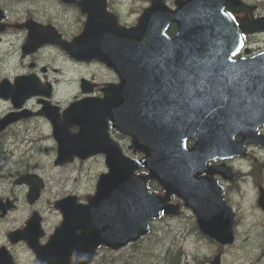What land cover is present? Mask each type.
Wrapping results in <instances>:
<instances>
[{"label": "water", "instance_id": "1", "mask_svg": "<svg viewBox=\"0 0 264 264\" xmlns=\"http://www.w3.org/2000/svg\"><path fill=\"white\" fill-rule=\"evenodd\" d=\"M63 1L76 4L86 14V21L83 33L72 43L55 42L71 48L79 60L103 63L115 71L119 81L103 88L102 97L85 96L72 102L62 111L61 121L57 108L44 101L57 143L54 164L106 151L108 171L99 175L86 203L77 201L75 195L55 201L62 221L44 245L37 241L42 234L37 212L10 238L26 240L37 259L46 264H88L100 245L117 250L141 238L161 212L178 214L179 205L170 202L171 195H176L196 214L202 233L221 245L232 243L234 214L222 190L189 175L203 170L210 158L241 155L245 143L263 140L255 131L264 123V72L257 67V57L264 65V53L245 61L231 59L230 50L238 48L240 33L231 22L217 20L226 17L224 8L242 10L241 1L175 0L177 8L170 9L164 0H151L136 25L129 28L117 23V17L106 9V0ZM103 20L107 23L101 27ZM171 23L177 25L174 37L166 34ZM240 28L263 31L264 20H252ZM214 34H224L222 41L212 37ZM210 50H220L231 60L209 63ZM20 82L15 80L14 88L0 85V96L16 107L36 93L51 95V89L20 87ZM87 85L82 79V90L89 92L92 85ZM49 107L55 110L52 114L47 113ZM19 117L21 114L2 117L0 130ZM107 120L115 130L128 134L130 147L144 156H125L108 137ZM72 125L78 126L77 132L70 131ZM236 134L242 136L240 141L234 140ZM188 139L194 140L190 147ZM220 166L231 172L230 167ZM141 168L147 174L135 172ZM36 177L24 174L14 181L28 184L30 204L43 186ZM148 180L158 182L163 194L149 190ZM263 202L264 198V208ZM210 264H220L219 253Z\"/></svg>", "mask_w": 264, "mask_h": 264}, {"label": "flooded vegetation", "instance_id": "2", "mask_svg": "<svg viewBox=\"0 0 264 264\" xmlns=\"http://www.w3.org/2000/svg\"><path fill=\"white\" fill-rule=\"evenodd\" d=\"M242 1L250 7V10L248 12H229L230 18L236 24L239 25L245 20H264V0ZM71 8L78 9L75 4H68L63 0H0V9L4 13V19L0 20V25H3L0 29V83L2 85L11 87L15 83V80L20 79L23 87L32 85L42 91H46L48 87H53L55 91L59 87L71 85H76L77 89H80L81 79L85 78L94 84L91 95L100 97L102 96V89L108 83L116 81L115 73L106 69L97 60H79L72 55L71 48L61 46L55 42L72 43L74 39L83 33L86 16L78 9L79 15L76 18L68 19ZM107 9L113 12L109 7L108 0ZM117 21L124 27H130L135 24V22L127 23L119 20V18ZM106 23L107 20H103L99 25L104 27ZM175 29L176 26L172 24L168 29V35L172 36ZM29 35H32L33 39H28ZM1 46L7 49L3 54L1 53ZM245 49H248V51L246 52ZM259 50H264V33H243V47L237 52L236 57L249 56ZM6 57L8 58L6 59ZM82 69L84 72L75 73V70ZM79 97H81V93L77 91L68 102L63 103L52 97L50 100L52 103L60 106V110H62L66 104ZM0 100L2 99L0 98ZM42 101L40 97L29 98L24 101L22 108H25L29 112L39 113L43 108ZM8 103L9 105L6 109H0V119L14 111L11 103L9 101ZM32 118L44 120L50 127V122L41 115L13 122L0 130V151L8 139L16 137L13 127ZM76 130L77 127L74 125L70 127L71 132H75ZM258 133L264 135V126L259 128ZM109 135L117 141L122 150L125 146L128 148L130 139L127 136L116 133L114 130L109 132ZM49 137H51L50 134L48 135ZM239 139L240 136L236 135V140ZM21 142L26 143V150L29 145L32 144L33 146V143L28 144L27 138H23ZM11 154L13 155V153ZM234 162L236 165H234ZM221 163V160L207 161L205 164L206 168L203 171L193 170L191 176L192 179L203 178L215 181L222 186L225 200L234 209L236 214L235 225L238 226L242 220V208L233 202V196L241 197L245 190L249 189L253 191L255 200L257 201L264 188V147L250 144L247 146L244 157H234L225 160L224 163L232 167L231 173L234 176L232 179L228 178V170H223L219 166ZM22 173L10 172L8 176H2L1 183L7 180L10 186L6 188L4 186L0 187V201H9L6 204L0 202V225L5 219L9 218V215L13 211L16 212L19 209L20 199L15 191L16 185L12 182L14 178ZM175 202L181 205V214L178 217L193 216L190 210L184 209L181 200L175 198ZM3 208L7 209L5 215L1 216ZM37 210L40 213L44 229L42 234L37 238V241L43 244L47 239V237H44L46 216L43 210ZM185 227L191 230L196 226H193L192 221L190 225L187 222ZM16 228L8 227L4 233L0 230V264L9 261V258L11 264H30V261L26 257L20 259L16 254V252L18 253V247L15 248V246L20 242H15L10 238L11 231L20 229ZM52 229L53 227L50 229L51 232ZM34 235L35 231L31 232L30 238H33ZM4 254L8 257L4 258ZM33 262L41 264L37 261L36 257Z\"/></svg>", "mask_w": 264, "mask_h": 264}, {"label": "rangeland", "instance_id": "3", "mask_svg": "<svg viewBox=\"0 0 264 264\" xmlns=\"http://www.w3.org/2000/svg\"><path fill=\"white\" fill-rule=\"evenodd\" d=\"M108 3L119 20L133 23L142 9L149 5V0H108ZM166 3L173 6V0H166ZM79 13L78 9L71 8L68 19L76 18ZM1 47L3 54L7 49ZM80 71L84 72L82 69L75 70V73L78 74ZM76 93V85L59 87L54 99L65 103ZM8 105V101L0 100V109H6ZM32 128L38 130L34 135L31 132ZM13 130L16 137L8 139L0 151V187L10 186L7 180L1 183L2 176H8L10 172L25 171L37 173L43 178L45 186L37 203L28 204L25 199L27 187L16 185L15 191L20 199L19 209L13 211L11 216L2 222L0 230L4 233L8 227L21 228L32 211L39 213L37 209H41L46 216L44 237L48 239L54 226L61 221V213L54 207V201L67 194H75L78 200L85 201V196L94 192L97 174L105 170V165L101 156L85 162L54 165L55 141L52 137L46 142L40 139L43 133L46 135L50 133V127L44 120L32 118L14 126ZM23 138H27L28 144L33 143L29 152L24 151L27 145L21 142ZM123 151L128 156L141 155L133 154L126 146ZM233 202L236 205L238 203L243 205L244 216L243 221L235 227L234 243L220 249L222 264H264V220L253 196L248 197L245 193L242 198L233 196ZM192 220L189 216L159 218L153 223L150 233L142 240L130 243L117 251L99 248L93 264H121L122 261L129 264H163L162 257L172 251L178 252V264H208L209 259L218 251V244L197 230L186 231V222L189 225ZM17 247L18 258L26 257L30 264H35L33 262L35 256L24 241L15 246Z\"/></svg>", "mask_w": 264, "mask_h": 264}, {"label": "bare ground", "instance_id": "4", "mask_svg": "<svg viewBox=\"0 0 264 264\" xmlns=\"http://www.w3.org/2000/svg\"><path fill=\"white\" fill-rule=\"evenodd\" d=\"M217 20H226L225 18H221V19H218L217 18ZM222 41V39L220 38V42ZM209 52V57H208V59H206V61H208V60H215L216 58L215 57H213V54H216V55H218V56H221V52L222 51H220V52H218L217 50H210V51H208ZM188 117H191V115L190 114H188L187 115ZM137 126H139V127H143V124H139V123H135ZM113 130H108V132H112ZM114 131L116 132V133H122V132H120V131H117V130H115L114 129ZM32 134H34V133H32ZM44 140H46V138H44ZM251 142V144H253V145H257V146H260V145H262V144H264V141L262 140L261 142H256V141H250ZM96 155H98V152L97 153H95ZM106 154H108L106 151H103V155H106ZM195 180V179H194ZM222 197H223V199H225V197H224V194H222Z\"/></svg>", "mask_w": 264, "mask_h": 264}, {"label": "trees", "instance_id": "5", "mask_svg": "<svg viewBox=\"0 0 264 264\" xmlns=\"http://www.w3.org/2000/svg\"><path fill=\"white\" fill-rule=\"evenodd\" d=\"M164 264H178V252H168L163 257Z\"/></svg>", "mask_w": 264, "mask_h": 264}]
</instances>
